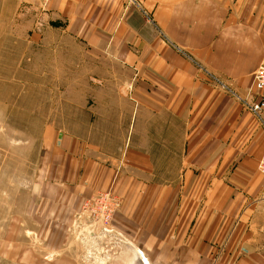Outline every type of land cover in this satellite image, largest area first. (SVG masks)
I'll return each mask as SVG.
<instances>
[{"label":"crops","instance_id":"crops-1","mask_svg":"<svg viewBox=\"0 0 264 264\" xmlns=\"http://www.w3.org/2000/svg\"><path fill=\"white\" fill-rule=\"evenodd\" d=\"M34 1L112 68L88 99L98 134L58 146L57 199L114 189L112 227L141 264H264V0ZM45 231L64 252L40 264L80 263L67 223Z\"/></svg>","mask_w":264,"mask_h":264},{"label":"rangeland","instance_id":"rangeland-1","mask_svg":"<svg viewBox=\"0 0 264 264\" xmlns=\"http://www.w3.org/2000/svg\"><path fill=\"white\" fill-rule=\"evenodd\" d=\"M107 57L36 1L0 0V264L59 258L64 250L42 245L52 215L67 223L79 264L140 262L112 227L123 201L114 189L77 205L57 199L70 185L57 184L65 131L98 134L88 128L95 119L88 99L102 89L98 77L112 72L97 64Z\"/></svg>","mask_w":264,"mask_h":264},{"label":"built area","instance_id":"built-area-1","mask_svg":"<svg viewBox=\"0 0 264 264\" xmlns=\"http://www.w3.org/2000/svg\"><path fill=\"white\" fill-rule=\"evenodd\" d=\"M50 0H41V2L46 5ZM253 83L251 89L261 96L258 102L250 104V108L257 114H261L264 110V59L261 64L253 73ZM263 92V94H262ZM264 152V151H263ZM257 167L260 173L264 176V153L258 161Z\"/></svg>","mask_w":264,"mask_h":264},{"label":"bare ground","instance_id":"bare-ground-1","mask_svg":"<svg viewBox=\"0 0 264 264\" xmlns=\"http://www.w3.org/2000/svg\"><path fill=\"white\" fill-rule=\"evenodd\" d=\"M256 100H257V97H256ZM136 254V253H135ZM137 256V255H136ZM133 257H134V255H133ZM137 257H139V256H137ZM135 263V262H134Z\"/></svg>","mask_w":264,"mask_h":264}]
</instances>
